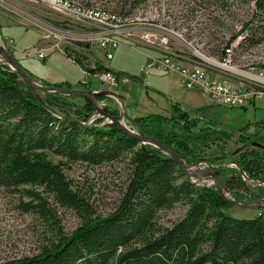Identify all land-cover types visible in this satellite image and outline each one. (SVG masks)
Returning <instances> with one entry per match:
<instances>
[{
  "label": "trees",
  "instance_id": "trees-1",
  "mask_svg": "<svg viewBox=\"0 0 264 264\" xmlns=\"http://www.w3.org/2000/svg\"><path fill=\"white\" fill-rule=\"evenodd\" d=\"M146 1L132 0L131 5L137 7ZM255 7L256 20L241 26L243 38L234 50L264 42V0H256ZM237 37L225 43L222 58ZM86 71L94 75L111 70L97 64ZM113 74L121 81L118 73ZM81 84L89 89L88 81ZM52 86L63 87L56 83ZM38 94L40 99L7 64L0 62V187H39L54 198L55 204L80 211L83 224L69 236L60 232L57 241L36 256L0 264H264V204L258 207L255 218L229 215L227 211L234 204L225 201L214 186H198L187 180L184 169L168 154L151 144L144 145L103 116L93 117L95 108L88 97ZM71 98L82 99V104ZM179 105L171 107V118L155 113L127 117L131 130L174 148L186 165L209 162L215 176L237 201H254L264 194L262 185L252 188L248 183L264 181V142L244 136L250 127L238 130L245 146L237 154L224 153L220 143L227 142L223 135L231 133L216 134L214 130L196 134L197 120ZM106 111L121 120L116 109L108 107ZM212 139L222 146L220 152L210 155L195 149L193 140L208 145ZM49 154L93 166L129 156L133 171L116 210L105 217H94L86 200L72 190L62 162H53ZM229 157L238 167H224L223 161ZM27 193L34 203L38 201L25 204L27 210L37 208L49 214L47 200L39 192ZM180 201L189 206L181 220L162 233L153 232L157 212Z\"/></svg>",
  "mask_w": 264,
  "mask_h": 264
},
{
  "label": "rangeland",
  "instance_id": "rangeland-1",
  "mask_svg": "<svg viewBox=\"0 0 264 264\" xmlns=\"http://www.w3.org/2000/svg\"><path fill=\"white\" fill-rule=\"evenodd\" d=\"M79 1L88 7L99 8V10L109 11L115 15L119 14L123 19L122 25L125 29V32L119 37L132 41L123 43L126 47H130V50L133 49L144 55L150 50H154L159 56L153 55L150 58L155 60H159L164 53H167L171 58H178L180 55L188 61L199 58L206 61L205 72L211 81L220 80V82L234 85L244 79L251 78V76L259 75L264 68V42L257 46L238 47L237 50L231 52L230 62L222 60L220 55L225 43L230 38L238 36L233 43H230L229 47L234 49L238 46V41L243 38V34L240 33L242 25L249 23L250 20H256V0H148L137 7H132V0ZM0 12L1 14L5 12L8 16L13 17V20H10L8 17L0 15V46L12 56L17 57V62L27 70V73L36 78L43 75L55 78L57 74H68L72 70H78L57 49L51 55L47 51L45 53L47 57L44 60L36 57L38 46L49 45L46 39L42 40V43L39 42L41 32L48 31L47 34L54 32L57 35L58 31L61 32V29L55 30L59 29L57 27L76 30L77 26L63 21V17L50 10L46 4L35 5L27 0H0ZM44 28L46 31L43 30ZM66 36L77 38L76 34L71 32ZM54 38L51 36V39ZM8 40L14 44L10 45ZM53 41L56 42V40ZM37 42L38 46L35 47ZM126 47H118V50L111 49L110 51L115 55L113 59H106L105 52L101 49H90L89 53L95 58L93 62L96 65H102L106 69L110 67L116 72L115 64L132 55L122 56L121 52H127L125 50L129 49ZM17 53H21V57ZM134 54L136 53L134 52ZM97 58L99 62L96 61ZM86 63L89 65L88 62ZM157 76L159 81L152 82L154 79L151 77L145 83H147L146 86L158 92L159 97L155 98V95L152 94L154 92L144 88L142 84L133 83L130 80L125 88L127 98L126 102L123 100L125 109L122 107V111H120V100H118L120 104L116 102L111 105L120 113V117H123V122L130 130L129 119L125 117L128 112L135 117L155 113L171 118L173 112L171 107L177 103L180 104L178 106L180 110L189 111L197 120L196 127L198 128L194 129L196 134H203L204 131L214 133V130L216 134L231 133V136L228 137L223 135V138L227 139V142L220 143L223 145V150L222 146L216 145L217 142H214L213 139L208 145H198L193 140L196 143L195 149L200 152L204 151V153L212 155L220 150L224 153L241 150L245 145L239 138L238 130L246 126L250 127V130H247L244 136L248 134L253 140L261 139L259 143L264 142V101H258L249 107L221 106L212 101L201 88H199L200 94L183 90L179 83L180 78L177 80L179 84L175 86L174 80L168 79L170 77H163L161 73ZM85 77L89 82L90 90L102 88L108 91L110 88L108 84L102 83L98 76L86 75L81 72V79ZM78 88L81 90L84 89V86L78 85ZM71 100L82 104L76 98H71ZM201 126L208 129L201 130ZM215 140L218 139L215 138ZM49 157L55 163L62 162L63 171L66 173L72 190L78 192L86 200L88 206L93 210L92 212L95 213L94 217L101 218L110 215L123 200L133 171L129 156L110 163L103 162L96 166L85 162L79 163V161L68 162L65 158L55 157L52 154H49ZM197 163L204 169L213 170L214 166L207 161ZM223 165L224 167H238L230 157L223 161ZM243 178L247 179L245 176ZM190 180L198 186H213L214 183L212 179L205 177L195 176ZM248 183L252 188L257 185L264 187V181H249ZM34 190L47 200L46 208L50 210L49 214L37 211V208L32 211L25 207V204L33 205L35 199H30L27 192ZM42 190L39 187L32 188L26 185L18 190L0 187V262L21 259L25 256H36L41 252V249L55 243L60 232L69 236L82 226L83 214L80 211L55 204L54 198ZM228 194L231 197V193ZM258 207L260 206L234 204L231 209H228L227 214L239 218H255L260 211ZM188 210L189 206L180 201L170 208L158 211L153 232H164L172 224L178 223Z\"/></svg>",
  "mask_w": 264,
  "mask_h": 264
},
{
  "label": "built area",
  "instance_id": "built-area-1",
  "mask_svg": "<svg viewBox=\"0 0 264 264\" xmlns=\"http://www.w3.org/2000/svg\"><path fill=\"white\" fill-rule=\"evenodd\" d=\"M35 5L46 4L50 10H53L57 14H60L64 21L74 24V26L86 25L90 30L83 32L85 40H88L95 50L101 49L105 52V57L112 58V52L108 51V48H116L119 45L120 40L117 38L122 36L125 32L123 29V19L120 15H115L109 11L99 10V8L88 7L81 1L77 0H27ZM81 24V25H80ZM54 26V25H53ZM52 26V27H53ZM57 27V26H55ZM59 28V27H57ZM55 29V30H60ZM61 31H64L61 29ZM52 32L49 33L51 35ZM231 52L234 49H226V54L222 60L230 62ZM38 55L43 57V53L39 52ZM180 55H178V58ZM178 58H171V56L164 53L159 60L149 59V62L144 69L145 73H148L152 69H162L167 71L175 70L180 75L179 83L183 88H201L206 95H208L212 101L220 104L221 106H234L237 108L250 106L258 101H264V68L259 75L251 76L247 80L244 79L238 84H232L227 82H220L215 80H209L208 75L205 72L207 63L206 61L197 59H190V62H194L193 66L186 68L179 61ZM1 62V61H0ZM184 67V68H183ZM102 83L110 86L117 87L120 83L115 75L111 71L100 72L98 74ZM121 81H128V77H124ZM117 103L118 100H116ZM98 104L106 108L103 100H99ZM120 104V103H119ZM123 107V104H120ZM201 166V165H200ZM202 167V166H201Z\"/></svg>",
  "mask_w": 264,
  "mask_h": 264
},
{
  "label": "crops",
  "instance_id": "crops-1",
  "mask_svg": "<svg viewBox=\"0 0 264 264\" xmlns=\"http://www.w3.org/2000/svg\"><path fill=\"white\" fill-rule=\"evenodd\" d=\"M0 15L8 17L10 20H13V17L8 16V14H6L5 12L3 14H1V12H0ZM0 20H1V17H0ZM63 21H64V19H63ZM0 24H1V22H0ZM72 26H74V25H72ZM75 28H76V30L71 29V28H66V29L61 28L62 30H64V31H61L63 33L62 35H61L60 31H58L57 35H55L54 32H52V34L49 35V33L47 34L48 31H46L45 28L43 30L46 32L45 33L41 32V37H40L39 42L42 43L43 42L42 40L46 39L49 42V45L48 46H42V45L38 46V42H37V44L34 45L35 47L38 46V49L36 50V57H38L39 59L43 58V60H44L47 57V55L45 54L47 51L50 52V55H51V54H54V51L57 49L59 51V53L62 54V56H64L66 58V60L71 61L72 64H74V66H76V68L78 69L77 71L72 70V72H70L68 74H65V73L64 74L62 73L59 75L57 74L55 78H51L48 75L47 76L43 75L42 77L36 78V77H33V75H31L33 77V79H35L41 85H42V82H49L51 86L56 83V84H62L63 88H66L65 85L70 84L69 88L79 89L78 85L81 86L82 82L88 81L86 79V77L84 79H81V72L86 73V75H88V74L92 75L86 71V68H88V67L94 68L96 65L95 62H93V59H95V58H93V55L91 53H89V50L90 49L93 50V49H95V47L90 42H88V40L84 39L83 32L88 31V28L82 27V26H77ZM70 32L75 33L77 38L66 36V34L70 35ZM51 36H53L55 38L51 39ZM117 38L120 40V42H119L120 46L118 45L116 48H108V51H110L111 49H114V50L117 49L118 50V47H122V46L126 47V45L123 44L124 42H128V43L132 42L131 40H128V39L125 40L124 37H117ZM53 40H56V42L54 43ZM73 41H75L76 43ZM79 41L81 43L77 44ZM8 43L10 45L14 44L11 40H8ZM68 44H70V45H68ZM127 48H129V49H127ZM126 49L127 50H125V51H127V52H121L122 56H124V55L128 56L129 54H132V55H131V57L130 56L125 57V59L123 61H120V62L115 64L116 65L115 67H117L116 72H115V70L111 69L110 67H107L111 70V72L118 73L120 79H123L124 77H128V81H126V82L120 81V84L117 87L109 85L111 89L109 88V90H108L109 92H112L113 94H115V96L118 100H121V104H123V109H125V107H126L125 104L123 103V100L125 102L127 101L125 88H126V84L130 80L133 83L134 82L140 83V84H142V86H144V88L148 89L149 91L154 92L152 94L155 95V98L159 97V95H158L159 93L155 92L154 89H151L148 86H146L147 83H145L151 77L154 79L152 82L159 81V79L157 78L158 77L157 75H159L161 73L163 77H170L168 79H173L175 82V86L179 84L177 80L180 78V75L175 70L167 71V70H161V69H159V70L152 69L148 73H144V69L146 68V66L148 64L147 63L148 59L153 55L159 56V55H157V52H155L154 50L149 49L150 51L144 55L141 53H137L133 49L130 50V47H126ZM39 52L40 53L42 52L44 56L40 58V56L38 55ZM134 52L136 54H134ZM117 53H119V52L117 51ZM126 53H128V54H126ZM17 54L19 56L21 55V53H17ZM112 54H113V56L110 59H113L115 56L113 52H112ZM179 57L180 58H178V60L181 62V64L183 66H186V67L193 66V64H191L190 61L186 60V58L184 59L182 56H179ZM105 58L108 59L107 57H105ZM96 61L99 62L98 58ZM86 62H88L89 65ZM100 64H101V62H100ZM99 73L100 72L94 73V75L98 76ZM94 75H92V76H94ZM133 76H136L140 79H134V78L132 79ZM162 80H164V78H162ZM84 89H88V88H86L84 86ZM182 89L185 91L194 92L196 94H198L200 92V89H195V88H192V89L182 88ZM100 90H102L104 92H108L102 88H100ZM89 91L95 92V91H99V90L95 89V90H89ZM160 93H162V92L160 91ZM115 96L108 95L103 100V102L106 105V108L111 107V105L116 103V101L114 99ZM150 98L152 99V97H150ZM76 99H77V101H79L81 103L83 101L80 98H76ZM251 106H253V105H251ZM181 107H182V105H181ZM182 109L185 110L183 107H182ZM120 111H122V110L120 109ZM125 117L132 119L135 116H132L128 112Z\"/></svg>",
  "mask_w": 264,
  "mask_h": 264
},
{
  "label": "water",
  "instance_id": "water-1",
  "mask_svg": "<svg viewBox=\"0 0 264 264\" xmlns=\"http://www.w3.org/2000/svg\"><path fill=\"white\" fill-rule=\"evenodd\" d=\"M16 59L17 58L12 56L8 51L2 49L0 50V61L1 62L3 61V63L7 64L12 72H15L20 77V79L23 80V82H26L28 84V87H30L35 92V94H37L39 99L41 98V96L40 94H38V92H50L52 94L59 93V94H64V96H69V95H77L80 97L86 96L90 99L92 105L95 108L94 110H97L100 113L99 114L100 116H103L108 120L110 119L111 120L110 122L115 123L120 130H124L125 132L129 133L130 136L137 138V140L143 143L144 145L151 144L157 147V149H159L162 153L168 154L175 162H177L184 169V174L186 175L187 180L191 181L190 178L195 176L212 179L214 182L213 186L215 187V190L218 191L222 195L224 200L227 201L228 203L238 204L241 206L249 205L251 207H257V205L261 206L264 204V196L257 198L256 201H250V200L237 201L234 198L229 197V194L227 193V191L224 188V185L222 184L223 182L220 179H218V177L215 176V174L212 171L208 169H204V167H201L200 164L197 162L193 164L185 165L180 157V154H178L177 151L166 146V144H164L163 142L156 140V138L154 137L151 136L144 137L143 135H139L137 132L130 130V128L123 122V117L121 118V120H117V118L111 116V114H108L106 111L108 108H103V106H100L98 104V101L100 97L106 98L108 95L115 96V94H113L112 92L109 91L104 92L102 90L92 92L89 91V89L79 90L76 88H69V87L63 88L62 86L41 85L40 83L35 81V79H33L31 74L27 73V71L20 66V64L17 62ZM133 78L140 79L136 76H133L132 79Z\"/></svg>",
  "mask_w": 264,
  "mask_h": 264
},
{
  "label": "bare ground",
  "instance_id": "bare-ground-1",
  "mask_svg": "<svg viewBox=\"0 0 264 264\" xmlns=\"http://www.w3.org/2000/svg\"><path fill=\"white\" fill-rule=\"evenodd\" d=\"M60 15V14H59ZM81 25V24H80ZM82 27H86V28H88V30H90L89 29V27H87L86 25H81ZM100 113L97 111V110H95V113H94V116L93 117H102V116H100L99 115ZM109 121H111L110 119H109ZM87 123H89V122H87ZM92 123V122H91Z\"/></svg>",
  "mask_w": 264,
  "mask_h": 264
},
{
  "label": "flooded vegetation",
  "instance_id": "flooded-vegetation-1",
  "mask_svg": "<svg viewBox=\"0 0 264 264\" xmlns=\"http://www.w3.org/2000/svg\"><path fill=\"white\" fill-rule=\"evenodd\" d=\"M262 196H264V195H262Z\"/></svg>",
  "mask_w": 264,
  "mask_h": 264
}]
</instances>
